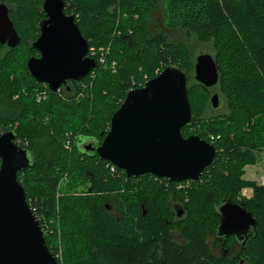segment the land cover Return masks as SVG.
I'll return each instance as SVG.
<instances>
[{"label": "trees", "instance_id": "trees-1", "mask_svg": "<svg viewBox=\"0 0 264 264\" xmlns=\"http://www.w3.org/2000/svg\"><path fill=\"white\" fill-rule=\"evenodd\" d=\"M0 1L8 5L20 38L13 48L0 44V133L13 131L15 142L28 151L30 167L18 171L17 179L58 264H159L155 250L148 254L129 244L135 240L130 224L143 231L161 215L171 218L165 199H157L158 207L152 204L155 196L179 198L186 211L179 224L185 225L188 245L158 238L165 264H225L204 247L225 199L244 203L255 216L256 228L241 255L249 264H264V184L243 178L244 168L256 164L264 150V0H64V13L75 16L97 64L80 81H68V90L54 93L26 67L30 57H39L31 44L39 35L37 21L44 18L43 0ZM156 11L161 25L152 31ZM165 30L211 43L222 76L216 89L226 112L215 115L207 114L209 90L194 79L188 82L191 119L181 135L195 134L217 150L196 181L168 182L151 173L127 177L79 147L83 139L103 140L128 89L170 65L188 80L193 76L187 41L169 38ZM244 188L252 190L250 198L242 195ZM107 196L135 199L115 218L100 206ZM139 203L149 211L145 216Z\"/></svg>", "mask_w": 264, "mask_h": 264}, {"label": "water", "instance_id": "water-1", "mask_svg": "<svg viewBox=\"0 0 264 264\" xmlns=\"http://www.w3.org/2000/svg\"><path fill=\"white\" fill-rule=\"evenodd\" d=\"M7 6L0 1V44L13 48L20 38ZM65 7L64 0H43L44 18L37 21L39 35L31 44L39 57L32 56L26 63L31 77L53 93L64 86L68 90V81H80L97 64L88 55V42L75 16L65 14ZM193 69L199 85H220L222 76L212 55H197ZM187 90L188 76L182 69L170 65L159 70L142 86L128 89L99 144L83 139L79 147L122 169L127 177L151 173L168 182L198 180L217 150L195 134L181 135L191 119ZM210 103L217 107V93ZM30 164L28 151L15 142L14 132L0 133V264H58L17 179V172ZM217 210L218 234L233 235L242 242L252 235L257 220L244 204L225 199Z\"/></svg>", "mask_w": 264, "mask_h": 264}, {"label": "flooded vegetation", "instance_id": "flooded-vegetation-1", "mask_svg": "<svg viewBox=\"0 0 264 264\" xmlns=\"http://www.w3.org/2000/svg\"><path fill=\"white\" fill-rule=\"evenodd\" d=\"M4 46L7 47V45ZM217 86L218 84L214 85V87L211 86L207 88V90H209L207 91L208 94H215V89ZM125 197L129 199L131 197L134 198L135 196H107V198L101 201L102 203L100 204L103 212L110 217H122V214L127 211L125 209L126 205H130V199L129 201H126ZM159 198L165 199L164 204L166 205L167 211H170L171 218L168 219L166 214L161 215V219H159L158 223L155 221V224L153 225H149L146 228L142 227L143 231H140L141 225L130 224V229L134 231L133 238L135 237V240L129 242V244L133 247L140 245L143 247L142 249H148V254H151L155 250V258L157 262L159 264H165L164 260H161L160 256H158V253L161 254L162 252L161 249L157 248L156 245L160 236L163 237L164 235V238H166L168 242L172 243L176 247L186 246L189 244V241L186 239V235L184 234L185 225L179 224V222L183 220L186 212L183 204L179 201L180 199L172 196H155L152 204H154L156 207L161 205V203L157 200ZM148 207H151L150 204ZM139 209L142 216H145L149 213L148 209L145 208L144 204L142 203H139ZM204 237V247L206 252H208L209 256L215 261H220L225 264H249L247 258L241 255L244 242L236 239L233 235L224 236L218 234L216 226L214 231L207 232ZM144 238H147V240H143ZM151 260L153 259L151 258Z\"/></svg>", "mask_w": 264, "mask_h": 264}, {"label": "rangeland", "instance_id": "rangeland-1", "mask_svg": "<svg viewBox=\"0 0 264 264\" xmlns=\"http://www.w3.org/2000/svg\"><path fill=\"white\" fill-rule=\"evenodd\" d=\"M158 25H161V16H160V13L158 11H156V13L152 14V22L150 24V29L152 31H155V27ZM165 32L167 34H169V38L173 37V38H177L179 40L187 41V43H188V45L192 51V55H193L192 57L194 59L197 55H199L201 53H207L210 55L213 54L212 45L209 42H200L194 36L186 37V35H184V33L182 31L171 32V31L165 30ZM192 79H193V76H191L189 78L188 82H190V80H192ZM215 91H216L215 93H218L217 89H215ZM212 95H209V98H208L209 102H210V97ZM225 112H226V105H225L224 98L221 95H219V93H218V105H217V107L213 108L210 104V108L208 109L207 114L208 115H215L217 113L219 114V113H225ZM243 178L246 180H253V181H255L261 185L264 184V150L261 151V157L256 164L248 165L244 168ZM241 193L245 198H250L252 195V190L250 188H244Z\"/></svg>", "mask_w": 264, "mask_h": 264}]
</instances>
